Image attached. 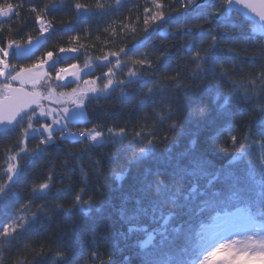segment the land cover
<instances>
[{
    "label": "trees",
    "instance_id": "obj_1",
    "mask_svg": "<svg viewBox=\"0 0 264 264\" xmlns=\"http://www.w3.org/2000/svg\"><path fill=\"white\" fill-rule=\"evenodd\" d=\"M48 2L35 0L41 6ZM75 2L77 0H64L63 4H58L60 10L47 16L55 25L54 31L45 35L32 54L19 57L12 53L10 64L17 68L28 67L47 51L83 45L80 53L62 57L57 67L89 64L91 77L101 78L97 80L99 88L103 73L107 72L104 66L107 62L102 64L97 57L108 51H117L126 42L120 25L129 23V17L135 24L137 18L142 21L145 7L155 10L151 0H125L120 12L113 9L108 13L78 16L71 8ZM78 2L95 9L97 0ZM104 2L114 4V0ZM171 3L172 0H164L166 10H170ZM219 6V0H210L200 11L207 13ZM32 15L25 9L11 21L0 18L4 28L0 32V45L6 44L9 37L20 45L27 43L28 35L37 38L38 26ZM223 15L229 19L214 16L212 24L203 29L193 28L191 32H179L175 36L171 33L179 21L176 16H169L163 22L166 25L153 36V41L140 49L141 52L157 54L168 51V55L158 62L153 59L158 77H140L143 85L150 84L153 79L158 81L156 87L160 90L156 97L143 99L146 89L140 84L123 90L113 86L107 92L89 93L87 120L73 122L69 127L76 130L77 127L99 126L105 133L102 141H89L85 148L78 140L69 137L65 142L61 140L48 145L46 153L34 157L28 164L20 161L24 167L10 192L9 203L0 208V223L11 222L12 213L27 202L31 189L47 178L49 168H53V182L45 207L51 209L52 215L49 219L44 213L38 214L37 222H40L11 245L0 241V248L7 249L4 264H31L41 248L48 254L36 264H99V260L107 256L121 260L129 257L130 264H142L145 253L139 241L146 234L129 233V227L144 226L153 231L160 228L163 218L169 215L171 219L165 226L170 237L169 255L161 257L162 260L171 257L169 264H175L177 259L182 264H197L204 250L199 240L200 227L210 224L216 216L242 212L264 230V146L249 141L250 147L238 151L230 145L231 135H243L249 121L251 135L264 137V112L257 108L264 106V94L247 101L242 93L229 96L227 92L233 80L259 91L261 81L256 78L264 71V59L253 43V36L264 40V33L259 31L258 25L237 12H228L225 8ZM185 18L194 21L195 12L189 11L182 17ZM213 25L218 27L215 33L209 31ZM112 27L117 28L116 37L111 34ZM140 27L142 23L138 29ZM223 28L235 29L226 37L231 41L227 46L234 47L239 56L234 57L231 52L221 55L217 50L208 58L210 63L206 59L205 70L201 72L192 56L202 50L201 40L206 46L211 43L212 35L224 38ZM77 35L80 40L73 41L71 38ZM138 35L143 33L138 30ZM191 37L195 40L187 43ZM182 45L184 51H181ZM233 59L239 61L235 75L231 79L219 75L221 71L232 74ZM114 71L116 78H126L127 68L123 73L120 69ZM192 72L196 75H191ZM202 79L205 82L201 84ZM254 79L256 84H251ZM56 91H70V88H57ZM225 100H228L227 104ZM204 105L207 107L201 114L199 108ZM169 110L174 117L170 115L161 120L160 117L167 115ZM249 114L255 119H250ZM172 118L183 122L182 127L171 129L175 136L172 140L146 143L140 137L131 138L134 131L141 129L144 135H149L154 125L158 126V136L167 134ZM122 127L127 129L128 136L107 133L108 128L115 131ZM18 138L19 131L0 133V178L4 177L7 167L6 149L14 146ZM34 143L30 142L27 147L31 149ZM201 162L203 169L196 171ZM226 168L233 172L229 181L223 180ZM217 172L221 173L220 177H216ZM57 188L60 190L55 191ZM77 194L82 199L92 197L91 203L71 207ZM36 203L44 201L37 199ZM57 204L69 208V211L66 213L63 208H56ZM34 210L30 208L21 215L31 221L29 212ZM44 226L49 229L47 233ZM175 228L180 232H174ZM58 251L66 252V257L54 259ZM93 252L98 253L94 259ZM252 264H264V259H256Z\"/></svg>",
    "mask_w": 264,
    "mask_h": 264
},
{
    "label": "snow or ice",
    "instance_id": "obj_2",
    "mask_svg": "<svg viewBox=\"0 0 264 264\" xmlns=\"http://www.w3.org/2000/svg\"><path fill=\"white\" fill-rule=\"evenodd\" d=\"M64 0H49L44 5H38L35 0H3L0 2V18L3 21H11L16 17H19L22 10L27 11L32 15L33 21L38 26L39 36H45L46 34L54 31L55 25L52 20L47 19L50 12L59 11L58 4H63ZM153 8L145 7L143 10L142 21L137 18L136 23H131V17H129V23H122L120 29L125 33V43L119 47L117 51H108L103 55L97 57L105 67L107 72L103 73V82L101 86L97 87L96 80L91 78L89 72H85L86 68H89V64H85L83 67L77 63L68 65L67 67H57V64L62 59L61 54H75L80 53L84 48L83 45L77 44V46L71 47H59L58 51H47L41 56L35 63L25 67L16 65H9L7 57L10 50L14 47H19L20 43L17 40L9 37L6 44L0 45V129L6 130L8 133L19 131V138L16 140V144L6 149L7 167L5 169L4 177L0 178V208L9 203V195L15 186L16 181L20 175L21 169L24 167L20 163L24 160V164H28L36 156L47 152V146L55 144L58 141H67L69 137L78 140L81 144L87 147L89 141H102L105 133L99 126L86 128L77 127L75 131L70 129V125L75 121H83L87 119L86 116V100L89 99V93L107 92L113 86L123 90L124 88H132L137 84H140L143 89H146L143 94V99L156 97L159 88L156 87L157 80L153 79L150 84L143 85L140 77H158L159 73L153 66V59L157 62L164 56L168 55L167 50L161 51L159 54L155 52H141L140 49L153 41V36L157 34L160 29L166 25L163 22L169 16H176L179 21L178 27L171 33L175 36L179 32H191L193 28L203 29L205 25L212 24V18L219 17L221 19H229V16H224L223 11L225 8L233 11L234 6L238 9L249 10L254 13L261 22L258 25L260 32L264 33V0H219L218 8H211L207 13L201 12L200 9L206 5L202 0H172L169 5L170 10L165 9L164 0H151ZM125 0H114V4H107L104 0H97L95 9L89 8L84 4L75 2L71 5L77 15H95L108 13L113 9L120 12L124 9ZM189 11L195 12L194 21H189L185 17V14ZM142 23V27L138 29V25ZM66 27V26H65ZM225 31V37L221 38L217 35L211 36V43L205 46L203 40L200 41L201 49L197 50L192 56V59L196 63V67L203 72L205 61L211 55L219 50L222 54L227 52L233 53L234 57L239 56L234 47H228L231 43L226 37L230 36L235 29L223 28ZM4 30L3 22H0V32ZM108 29H106L107 31ZM138 30L143 35H138ZM218 27L213 25L209 31L215 33ZM11 31V29H9ZM113 37L118 35L117 28L112 27L110 29ZM39 36L37 39H39ZM73 41H79V35L71 38ZM183 39V37H181ZM33 37L28 35L26 37L27 44H32ZM195 37H191L187 43H192ZM163 42V41H161ZM253 43L257 47L260 57L264 59V40L257 39L253 36ZM129 44L132 46L129 47ZM224 45L221 48V45ZM183 45L181 51H184ZM86 51V49H85ZM203 52V54H202ZM179 55V53H178ZM115 60L113 61V59ZM233 66V72L230 75L227 71H221L219 75H224L231 79L232 75H235V69L239 61L233 59L231 61ZM11 68V70H10ZM127 68L126 78H116L115 69H120L121 73ZM143 69V71H139ZM191 75L195 76L196 73L192 72ZM88 77V78H84ZM69 78H72L69 80ZM175 80L176 77H171ZM261 81V87L259 91L251 90L249 87H244L237 81H232V87L228 88L227 92L229 96L236 94L239 96L241 93L245 100H252L258 94H264V71H261L256 78ZM19 82V87H14V82ZM68 81L67 84L61 82ZM43 82V83H42ZM205 80H201L200 83H204ZM31 85V89L25 87V85ZM75 84V87L72 85ZM251 84H256V80H252ZM55 85V86H54ZM57 88H70V91L57 92ZM251 91V94H249ZM55 100V103L61 105L59 108L46 107L42 101ZM228 100H225V104ZM35 105V107H33ZM207 105L199 108V113L203 114ZM261 112H264V106L257 107ZM191 114V113H190ZM170 115L173 116L171 110L165 116H161L160 119L166 120ZM250 115V119H255ZM174 117V116H173ZM173 122L169 125L168 133L161 136L157 135V127H153V130L149 135L143 134V129L140 131H134L132 139L140 137L145 140L146 143L159 142L164 143L175 138L171 132L173 127H182L183 122L170 119ZM109 135H127V129L122 127L119 130L112 128L107 129ZM256 143L264 146V137H253L251 135V122L249 121L243 135H231L230 145L232 148L243 151L247 147H250V143ZM30 142H35L34 146L29 149L27 145ZM195 144V141H193ZM18 146V147H17ZM84 149H81L83 151ZM143 151V149H141ZM50 155V153H48ZM67 163V161H65ZM203 169V163L197 165L196 171ZM48 176L38 185L31 189V193L26 203H24L16 212L12 213L11 222L0 223V241L7 243L8 245L18 241L22 235L29 233L30 229H33L37 223L38 214L44 213L50 219L52 212L51 209L45 207L47 198L50 191V186L53 182V168L48 169ZM221 173L217 172L216 177H220ZM233 176V172L227 168L223 171V180L229 181ZM214 177V179L216 178ZM122 179V177H118ZM211 183V181L209 182ZM66 186V185H65ZM57 188L55 191H59ZM81 192L83 189L80 190ZM219 195V193H216ZM44 201V203H36V200ZM92 197L82 199L80 194H77L74 198V207L76 204H90ZM30 208H34V211H30L29 215L31 221L25 219L21 213H25ZM56 208H63L67 213L69 208H65L62 204H57ZM82 211L87 212V208H81ZM171 215L163 218V224L160 228L153 231H148L144 226L129 227V233L139 232L145 233V238L139 241L140 248L144 251L145 255L142 260V264H169L172 260L169 257L168 260H162V256L169 255L167 249L170 243V237L168 236L166 225H168ZM49 229L44 226V232L47 233ZM174 232L179 233L180 229H173ZM42 234V233H38ZM159 238V239H158ZM110 239V237H109ZM239 241H231L220 243L208 251H206L199 259L197 264H237L238 261L253 258L264 259V239L255 240L244 244L242 247H238ZM7 249L0 248V264L5 262V252ZM51 251V249H49ZM221 253H226L221 259L217 260V257ZM48 253L41 248L35 253L31 264L36 262L47 255ZM67 253L64 251H58L54 255V259H62L66 257ZM98 253L93 252V259ZM15 264V262H14ZM99 264H130V258L124 257L121 259H113L112 256L104 257L99 260ZM175 264H182V261L177 259Z\"/></svg>",
    "mask_w": 264,
    "mask_h": 264
},
{
    "label": "rangeland",
    "instance_id": "obj_3",
    "mask_svg": "<svg viewBox=\"0 0 264 264\" xmlns=\"http://www.w3.org/2000/svg\"><path fill=\"white\" fill-rule=\"evenodd\" d=\"M44 37L45 36H39V39L37 38L33 39L31 45L26 43V44L20 45L19 47H14L12 50H10L9 56L7 57L9 65L10 66L12 65L10 64V61H9L10 55L12 53L17 54V56L19 57H24V56L26 57L32 54L39 47ZM75 54H61V55L62 57H69ZM63 67H67V66H63ZM91 71H92V67L85 69V72H91ZM91 78L93 80H96V78H93V77ZM71 79L72 78H69V80ZM61 83L67 84L68 81H63ZM14 84L19 85V82L18 81L14 82ZM25 87L28 89H31L30 84L25 85ZM42 103H44L46 107H53V108L61 107V105H58L55 103L54 99L51 101L45 100V101H42ZM86 116H87V111H86ZM86 120L75 121V122H84ZM72 131H75V130H72ZM94 142H100V141H94ZM199 234L201 235L199 240L201 241L203 245V249H204L202 255L206 251H208L210 248L220 243L239 241L240 244L238 245V247H242L244 244L252 241L253 239L255 240L264 239L263 228H261V226L257 222H254L250 217H248L247 214L242 213V212L226 214L222 216H216L210 224L205 225V226L203 225L202 227H200ZM225 255L226 253H221L220 256L217 257V260L221 259ZM254 260L256 259L247 258V259L238 261L237 264H252Z\"/></svg>",
    "mask_w": 264,
    "mask_h": 264
},
{
    "label": "water",
    "instance_id": "obj_4",
    "mask_svg": "<svg viewBox=\"0 0 264 264\" xmlns=\"http://www.w3.org/2000/svg\"><path fill=\"white\" fill-rule=\"evenodd\" d=\"M210 0H202V2L204 3H208ZM227 11L228 12H237L239 13L240 15H242L244 18H246L247 20L251 21L252 23L256 24V25H259L261 22L259 21V18L252 12H250L249 10H245V9H238L234 6L233 8V11L229 10L227 8ZM3 19V18H1ZM14 87H19V85H14ZM33 107H35V105H33ZM3 131H6V130H3V129H0V133L3 132Z\"/></svg>",
    "mask_w": 264,
    "mask_h": 264
}]
</instances>
